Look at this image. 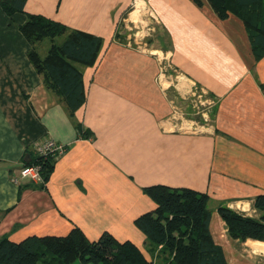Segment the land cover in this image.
Wrapping results in <instances>:
<instances>
[{
  "label": "crops",
  "instance_id": "obj_1",
  "mask_svg": "<svg viewBox=\"0 0 264 264\" xmlns=\"http://www.w3.org/2000/svg\"><path fill=\"white\" fill-rule=\"evenodd\" d=\"M26 14L102 40L94 64L81 69L85 101L72 114L28 59L18 29ZM151 22L169 44L162 68L122 34L142 24L151 33ZM165 67L175 77L164 87ZM192 85L215 100L212 122L184 129L173 99ZM45 142L66 151L38 186L20 169ZM156 185L207 194L209 231L226 264H264V241L230 238L217 213L225 205L258 217L253 201L264 194V55L255 60L243 23L219 19L207 0H25L11 16L0 6V240L77 227L89 241L103 233L129 241L160 264L134 225L154 210L143 188Z\"/></svg>",
  "mask_w": 264,
  "mask_h": 264
},
{
  "label": "trees",
  "instance_id": "obj_2",
  "mask_svg": "<svg viewBox=\"0 0 264 264\" xmlns=\"http://www.w3.org/2000/svg\"><path fill=\"white\" fill-rule=\"evenodd\" d=\"M216 16L230 15L244 25L255 60L264 55V0H207ZM25 0H0L8 16L22 12ZM30 44L28 59L44 86L65 104L70 114L85 101L82 67L91 66L102 47L99 37L78 31L41 15L26 14L18 26ZM50 42L45 54L38 51L41 42ZM86 132L80 131V136ZM56 158L51 154L38 155L25 165H38L44 186ZM152 200L154 210L134 220L135 227L146 236L148 251L160 255V264H226L222 248L216 245L209 231V197L187 188L156 185L143 188ZM258 217L245 216L227 206L217 213L232 239L264 241V194L253 201ZM157 250V251H156ZM163 257V258H162ZM156 264L147 261L131 242H118L103 233L89 241L77 227L63 237H28L15 243L0 240V264Z\"/></svg>",
  "mask_w": 264,
  "mask_h": 264
},
{
  "label": "rangeland",
  "instance_id": "obj_3",
  "mask_svg": "<svg viewBox=\"0 0 264 264\" xmlns=\"http://www.w3.org/2000/svg\"><path fill=\"white\" fill-rule=\"evenodd\" d=\"M137 8L134 12L131 13L130 18L135 19ZM147 25V24H146ZM146 25H139L137 28H128L123 30V38L125 42H129L130 45L133 47H139L141 50L145 51H151L156 58L161 61V68L166 65L167 60V54H168V40H166L164 33H161L157 27H155V23H150V26L154 28V31H151V33H147L148 30H146ZM156 28V29H155ZM149 34V35H148ZM125 36V37H124ZM50 46V42L47 40L41 42V44L38 46L39 53L43 56L45 52L47 51L48 47ZM166 69L163 70V73H166V75L162 76L161 79L163 81L162 85L165 87L167 85V82H170V79L168 80L167 75H172V77H175L174 72L171 68L165 67ZM174 79V78H173ZM175 83L177 81H174ZM178 83H185L183 79H179ZM174 94V93H173ZM185 97L181 98L179 96H176L174 98V111L176 112L177 117L180 120V123H183L184 129L186 128V122L188 121H196L197 123L206 124L212 122V115L211 110L214 106L215 100L207 93L202 91L197 86H187ZM174 96V95H172ZM203 114V115H202ZM196 122L194 124H196ZM197 125V126H196ZM194 125L195 128L199 129L198 127L200 125L196 124ZM72 264H82L79 260H76Z\"/></svg>",
  "mask_w": 264,
  "mask_h": 264
},
{
  "label": "built area",
  "instance_id": "obj_4",
  "mask_svg": "<svg viewBox=\"0 0 264 264\" xmlns=\"http://www.w3.org/2000/svg\"><path fill=\"white\" fill-rule=\"evenodd\" d=\"M36 151L39 155H46V154H51L55 158L60 156L66 151V147L57 144L54 142H45L41 145L36 146ZM20 175L23 178H28L31 182L40 184L42 183V179L39 174V166L38 165H24L20 169Z\"/></svg>",
  "mask_w": 264,
  "mask_h": 264
},
{
  "label": "bare ground",
  "instance_id": "obj_5",
  "mask_svg": "<svg viewBox=\"0 0 264 264\" xmlns=\"http://www.w3.org/2000/svg\"><path fill=\"white\" fill-rule=\"evenodd\" d=\"M138 9V8H137ZM262 248H263V250H264V244L262 245Z\"/></svg>",
  "mask_w": 264,
  "mask_h": 264
}]
</instances>
